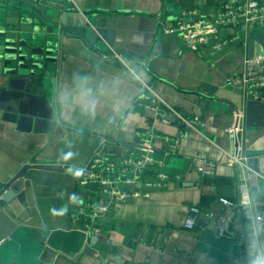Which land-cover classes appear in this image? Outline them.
<instances>
[{
    "label": "crops",
    "instance_id": "obj_1",
    "mask_svg": "<svg viewBox=\"0 0 264 264\" xmlns=\"http://www.w3.org/2000/svg\"><path fill=\"white\" fill-rule=\"evenodd\" d=\"M229 0H72L97 38L98 57L82 42L65 44L53 88L31 79L8 88L0 80V179L32 159L96 170L100 157L105 178L130 196L114 202L80 179L61 173L28 171V183L6 207L7 222L19 229L10 246V264H257L264 261V177L225 162L232 156L264 153V120L244 121L243 89L232 83L254 39L264 52V28L235 27L223 53L209 56L186 49L165 29L180 13L215 14ZM243 2L245 0H235ZM264 5V0H250ZM247 42V47L243 46ZM109 43V44H107ZM206 49V47H205ZM118 54L142 62L151 76L144 84ZM105 57V58H104ZM261 102H264V91ZM240 116L237 138L227 129ZM198 118L195 128L184 122ZM151 146L153 163L135 172L123 159H139ZM195 157L217 163L204 177L192 166ZM165 175V180L160 176ZM244 176L249 206H239ZM255 176V175H254ZM84 177V176H83ZM133 181L126 184L125 181ZM99 199L110 202L106 218L78 219V212ZM212 217L219 239L205 228L186 229L189 208ZM206 224L208 222H205Z\"/></svg>",
    "mask_w": 264,
    "mask_h": 264
},
{
    "label": "water",
    "instance_id": "obj_2",
    "mask_svg": "<svg viewBox=\"0 0 264 264\" xmlns=\"http://www.w3.org/2000/svg\"><path fill=\"white\" fill-rule=\"evenodd\" d=\"M102 34L100 30L91 28L88 18L78 12L72 0H0V80L8 88H13L14 84L22 85L31 79L48 81L54 88L66 43L80 41L98 57L106 56V60L110 58V55L104 54L96 46L97 38ZM103 39L109 41L104 36ZM255 54L253 39L248 44V56ZM118 56L128 68L137 70V76L144 84L150 83L151 76L142 62H132L121 54ZM256 110L264 120V102L245 97L244 121L247 126H255ZM90 165L76 168L37 164L32 159L0 179V264H10L9 248L19 240V229L7 222L5 210L23 192L25 184L30 182L28 171L56 172L80 179L88 174ZM246 170L252 172L250 184H254L256 175L264 177V153L248 157L244 162ZM222 216L209 217L201 213L195 228H205L213 233L214 238L219 239L222 232L216 222Z\"/></svg>",
    "mask_w": 264,
    "mask_h": 264
},
{
    "label": "built area",
    "instance_id": "obj_3",
    "mask_svg": "<svg viewBox=\"0 0 264 264\" xmlns=\"http://www.w3.org/2000/svg\"><path fill=\"white\" fill-rule=\"evenodd\" d=\"M177 25L165 29L166 34H175L182 45L191 52L206 53L209 56H217L224 52L226 47L235 38H225L235 27L240 26L249 30L253 27L264 28V5H260L254 1L245 0L243 2H236L229 0L223 3L219 10L211 15L204 16L197 10H188L180 13L177 19ZM243 46L247 47V42L243 41ZM206 47V49H205ZM232 83L243 89L244 97L261 101L262 91H264V52H258L252 57L246 55L242 61V69L238 76H236ZM236 122L227 129V132L233 134L236 138L242 132V125L240 116L235 118ZM186 127L195 128L199 124L198 118H194L190 122H184ZM139 150L145 155L139 159L125 157L123 163L130 165L135 172H141L145 166L153 163L150 155L154 154L151 146L140 147ZM244 156H232L225 162V165L232 167L234 165L241 167L244 170ZM96 170L94 173H89L81 178L80 183L83 186L91 187L92 184L98 183L103 187L101 194L106 198L110 197L114 202H124L130 196L137 197V195H130L128 192L117 189L114 184L105 178V171L112 168L105 167L104 161L98 157L94 160ZM195 172L204 177L211 178L215 175L217 163L204 157H195L192 162ZM165 180V175L160 176ZM126 184H133V181L127 180ZM105 199H99L97 205H90L86 208H81L78 212V219H99L106 218L110 211V202ZM251 203L250 194L247 188V183L244 176L239 183V206H249ZM203 213L202 209L197 206L189 208V214L185 221L184 227L192 229L195 227L199 215ZM256 231L264 230V215H256L255 217ZM104 264H120L115 261H108Z\"/></svg>",
    "mask_w": 264,
    "mask_h": 264
},
{
    "label": "clouds",
    "instance_id": "obj_4",
    "mask_svg": "<svg viewBox=\"0 0 264 264\" xmlns=\"http://www.w3.org/2000/svg\"><path fill=\"white\" fill-rule=\"evenodd\" d=\"M257 264H264V261H259L257 262Z\"/></svg>",
    "mask_w": 264,
    "mask_h": 264
}]
</instances>
